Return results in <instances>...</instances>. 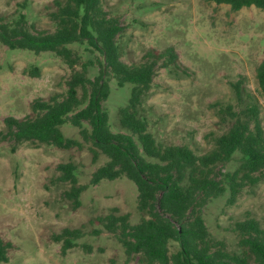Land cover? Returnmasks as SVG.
<instances>
[{
  "label": "rangeland",
  "instance_id": "374dc122",
  "mask_svg": "<svg viewBox=\"0 0 264 264\" xmlns=\"http://www.w3.org/2000/svg\"><path fill=\"white\" fill-rule=\"evenodd\" d=\"M52 0H0V15L12 23L20 14L35 31L53 32L55 24L46 15ZM106 11L122 26L116 42L121 61L139 64L147 51L162 52L168 47L178 57V68L158 66L139 114L148 132L162 146L186 145L197 155L208 152L213 136L226 131L230 123L219 115V104L243 109L248 99L236 100L230 84L243 78V88L253 96L264 130V97L259 93L255 69L264 60V11L254 7L231 11L230 7L206 0H103ZM80 62L73 70L52 53L33 54L9 50L0 43V132L4 119L33 117L34 100L63 95L72 71L88 60H101L84 46L70 45ZM39 70L38 74L32 71ZM33 72V73H32ZM98 66L88 69L93 79ZM110 92L103 107L111 132H122L118 109L126 105L130 84L118 88L109 80ZM67 138L83 143V148L59 150L52 146L24 143L12 150V143L0 144V240L10 242L8 262L0 264H140L137 256L127 258L116 238L104 231L95 218L110 213L129 214L130 224L142 215L136 210L135 185L125 179L89 185L92 173L107 161L100 155L92 163L90 143H84L79 129L64 124ZM238 155L222 167L233 171ZM71 162L77 180L87 189L80 206L73 209L63 195L68 184L57 183V165ZM228 194L208 201L203 209L205 224L215 240L237 253V237L229 231L247 217L264 227V175L255 186L246 187L232 206ZM64 228L81 229L76 246L64 254L52 236ZM101 229L99 235L92 231ZM176 244H171V251Z\"/></svg>",
  "mask_w": 264,
  "mask_h": 264
},
{
  "label": "trees",
  "instance_id": "16d2710c",
  "mask_svg": "<svg viewBox=\"0 0 264 264\" xmlns=\"http://www.w3.org/2000/svg\"><path fill=\"white\" fill-rule=\"evenodd\" d=\"M206 1L227 5L234 12L250 7L264 11V0ZM46 15L56 26L53 32L35 31L23 14L12 23L0 15V43L9 50L35 55L52 53L71 70L80 57L70 45L84 46L85 51L96 52L101 60H88L80 64V70L72 71L63 95L34 100L33 117L5 118L0 144L10 142L12 150L24 143L80 150L83 143L65 137L61 131L64 124L78 128L83 142L91 144L92 163L100 155L107 158L92 173L89 185L125 178L136 187V210L142 215L137 223L130 224L127 213H110L95 221L116 238L127 258L137 256L140 264H264V227L256 219L247 217L229 228L237 237L239 251L235 253L211 236L203 217L209 200L227 193L226 204L232 206L243 189L263 179L264 130L258 106L243 88V78L230 86L237 101H249L239 111L230 104L218 105L219 115L230 125L213 136L208 152L197 155L186 145L162 146L148 132L139 108L151 89L157 67H179L174 49L147 51L146 61L139 64L121 61L116 39L122 26L104 9L103 0H52L46 6ZM95 64L98 73L90 79L88 69ZM32 71L39 73L36 68ZM110 78L118 88L131 85L126 105L118 109V123L125 133L110 131L103 107L110 92ZM255 78L264 97V60L257 65ZM235 155L239 156L237 167L222 171ZM57 171L54 181L68 184L63 195L77 209L80 195L88 186L78 183L76 166L71 162L57 165ZM100 233L101 229L92 231L94 236ZM82 235L81 229L64 228L52 239L62 244L64 254ZM172 243L176 244L173 252ZM11 247L10 242L0 240V263L8 262Z\"/></svg>",
  "mask_w": 264,
  "mask_h": 264
}]
</instances>
